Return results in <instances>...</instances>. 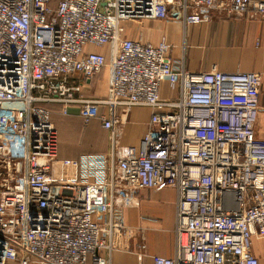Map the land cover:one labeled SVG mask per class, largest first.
<instances>
[{"label":"built area","instance_id":"1","mask_svg":"<svg viewBox=\"0 0 264 264\" xmlns=\"http://www.w3.org/2000/svg\"><path fill=\"white\" fill-rule=\"evenodd\" d=\"M214 14L256 19L264 0H0V264H110L114 251L143 262L147 244L133 249L125 212L154 189L176 193L177 247L152 264H259L261 76L192 73L165 41L127 38V24L191 27ZM107 67L109 94L83 95ZM164 84L175 101L162 99ZM49 105L63 116L77 106L85 126L98 121L110 135L109 153L81 158L76 184L52 178L59 133ZM135 108L154 112L140 143L123 145Z\"/></svg>","mask_w":264,"mask_h":264},{"label":"crops","instance_id":"2","mask_svg":"<svg viewBox=\"0 0 264 264\" xmlns=\"http://www.w3.org/2000/svg\"><path fill=\"white\" fill-rule=\"evenodd\" d=\"M127 38L157 45L165 41L170 46V57L182 62L184 68L192 73L207 72L213 68L223 73H257L262 78L260 88V109L255 124L256 138L264 141V15L250 19L247 15L223 17L214 14L209 23L185 27L178 22L146 21L141 25L127 24ZM97 51H104L98 49ZM110 69L105 68L100 76L85 88L83 95L92 98L106 97L109 94ZM76 85H83L78 76L73 79ZM94 91V94H93ZM100 96V97H99ZM179 91H171L168 84L162 88V99L175 101ZM54 121L59 129L58 160L68 165L72 176L63 180L52 178L59 184H76L79 180L80 160L87 155H105L110 150V135L101 129L98 121L86 128L80 127L79 108L73 106L64 121L59 114L62 107H51ZM152 108H135L123 117L124 126L121 138L123 145H138L147 131ZM69 139L68 146L65 144ZM69 148V151L67 150ZM177 196L172 190L154 189L144 191L137 201L138 206L125 212L128 226L134 229L135 249L144 237L148 247L147 257L138 261L135 253L114 251L111 257L100 252L101 258H110V264H152L155 256L173 258L176 254L177 237L176 212ZM184 241V237L182 238ZM252 253L264 264V239L252 240Z\"/></svg>","mask_w":264,"mask_h":264},{"label":"rangeland","instance_id":"3","mask_svg":"<svg viewBox=\"0 0 264 264\" xmlns=\"http://www.w3.org/2000/svg\"><path fill=\"white\" fill-rule=\"evenodd\" d=\"M100 76V75H99ZM99 76H97L96 77V79L99 77ZM95 79V80H96ZM95 80H94V83H95ZM93 94H94V91H93ZM100 97V96H99ZM60 114V113H59ZM61 117L63 118L62 120L64 121V119L66 118L65 116H63V115H61ZM52 121H53V123L55 124V126H56V128H57V130H58V133H59V129H58V126H57V124L55 123V121H54V116L52 115ZM83 127V128H86L84 125H83V119L81 118V120H80V127ZM59 135H60V133H59ZM68 141H69V139L67 138L66 139V142H65V144L68 146ZM70 142V141H69ZM71 143V142H70ZM67 150L69 151V148H67ZM88 156H90V155H88ZM57 163H59L57 166H56V169H55V171L52 169V172L55 174V176H59L60 178H62L63 180H67V179H69L71 176H72V173H70V172H72V170L71 169H69L68 168V165H65L64 164V162L63 161H61V160H58V162ZM53 166H54V164H53ZM183 237H184V243L186 244V235H183ZM182 237V238H183Z\"/></svg>","mask_w":264,"mask_h":264},{"label":"trees","instance_id":"4","mask_svg":"<svg viewBox=\"0 0 264 264\" xmlns=\"http://www.w3.org/2000/svg\"><path fill=\"white\" fill-rule=\"evenodd\" d=\"M51 107H55V105H53V106H51V105L47 106L48 109H51ZM57 107H60V106H57Z\"/></svg>","mask_w":264,"mask_h":264},{"label":"bare ground","instance_id":"5","mask_svg":"<svg viewBox=\"0 0 264 264\" xmlns=\"http://www.w3.org/2000/svg\"><path fill=\"white\" fill-rule=\"evenodd\" d=\"M184 242V241H183Z\"/></svg>","mask_w":264,"mask_h":264}]
</instances>
